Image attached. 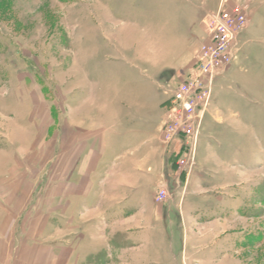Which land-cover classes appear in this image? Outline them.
Here are the masks:
<instances>
[{
  "label": "rangeland",
  "instance_id": "1",
  "mask_svg": "<svg viewBox=\"0 0 264 264\" xmlns=\"http://www.w3.org/2000/svg\"><path fill=\"white\" fill-rule=\"evenodd\" d=\"M181 3L0 0V191L2 180L18 190L34 175L37 188L53 191L55 144L78 100L143 97L157 113L203 43L179 75L162 69L179 64L173 45L183 30L174 31L173 6ZM237 5L246 27L218 76L193 155L182 135L170 140L165 126L156 135L167 146L152 189L158 221L131 239L112 231V248L96 263L264 264V0L223 1L227 12Z\"/></svg>",
  "mask_w": 264,
  "mask_h": 264
},
{
  "label": "crops",
  "instance_id": "2",
  "mask_svg": "<svg viewBox=\"0 0 264 264\" xmlns=\"http://www.w3.org/2000/svg\"><path fill=\"white\" fill-rule=\"evenodd\" d=\"M207 1L173 6L179 15L174 31L183 33L173 45L179 64L161 65L169 75L183 72L206 35L208 16L224 0L212 8ZM138 60L144 65L142 56ZM165 99L155 116L151 101L130 95L92 96L71 106V121L62 122L55 144L53 191L37 188L36 175L24 177L18 190L14 180L1 181L0 264H98L96 254L110 251L114 233L131 239L152 230L158 221L152 189L158 188L167 147L156 138ZM168 208H174L171 202Z\"/></svg>",
  "mask_w": 264,
  "mask_h": 264
},
{
  "label": "built area",
  "instance_id": "3",
  "mask_svg": "<svg viewBox=\"0 0 264 264\" xmlns=\"http://www.w3.org/2000/svg\"><path fill=\"white\" fill-rule=\"evenodd\" d=\"M246 23V10L237 5L234 12H227L222 1L206 21L207 32L193 67L165 101L163 127L171 135L170 140L176 135L184 137L188 158L194 153L199 127L211 99L213 82L232 62L237 49V36ZM167 196V191L163 190L158 199L163 200Z\"/></svg>",
  "mask_w": 264,
  "mask_h": 264
}]
</instances>
